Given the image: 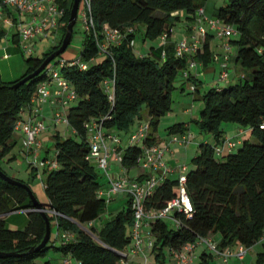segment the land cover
Wrapping results in <instances>:
<instances>
[{
    "label": "trees",
    "instance_id": "trees-1",
    "mask_svg": "<svg viewBox=\"0 0 264 264\" xmlns=\"http://www.w3.org/2000/svg\"><path fill=\"white\" fill-rule=\"evenodd\" d=\"M73 1L62 3L65 14L61 40L41 56L23 52L28 69L20 80L36 71L60 48ZM207 1L89 0L88 13L93 27L91 31L85 29L83 51L78 59L67 60L79 61V64L62 69L63 77L76 93V99L68 104L65 112L74 135L55 136L57 168L44 170L43 184L49 203L42 206L50 220L51 239L44 248L36 250L46 233L45 219L34 208L23 185L0 177V252L15 254L0 258V264H40L37 261L50 251L63 256L62 264L67 259L72 264L129 261L127 251L132 245L133 223L130 198L111 220L99 229L94 227L107 211V199L100 194L102 184L91 156L88 126L97 122L105 131L128 132L136 121H142L146 111L148 138L142 145L127 144L121 157L126 169L140 165L144 147L157 146L156 134L161 119L172 111L178 78L197 82L196 72L190 73L187 79L183 76L189 56L176 55V45L170 40L172 29L182 21L181 14L194 22L198 10ZM214 15L238 33L230 39L236 49L238 81L212 87L201 97L204 107L192 123L200 133L213 135L214 143L201 142L199 153L186 171L185 188L194 206L192 215L176 212L175 218L181 223L179 228H174L168 220L151 224L152 254L158 264L166 263V250L172 256V251L182 252L186 245L200 238L212 240L219 251L235 246L251 249L261 244L255 264H264V0H227ZM140 27L144 28L146 41H155L166 34L167 43L152 47L147 55L137 56L134 41ZM106 28L118 30L123 38L120 43H110L107 53H102L100 46L105 41ZM198 52L194 56L196 62L208 65L212 53L207 39L204 55L198 56ZM60 59L63 58L55 61ZM50 67L16 90L11 86L20 80L6 83L0 76V170L4 173L3 163L7 158V161L12 159L8 156L14 147L12 139L17 121L23 118L22 111L33 104L37 86L47 79ZM105 81L112 83V101L106 93ZM225 123L248 129L250 138L238 143L235 150L218 154L217 147L226 140L222 128ZM169 133L185 135L189 130L179 123ZM37 172L32 167V174ZM178 188V179L165 178L147 196L146 209H163L178 195ZM20 208L27 211V225L24 230H10L4 218ZM54 229L57 233L52 240ZM63 234H70L71 238L67 240ZM215 236L220 237L219 243L212 238ZM209 252L202 256L200 264H209L218 257ZM44 264L53 263L48 260Z\"/></svg>",
    "mask_w": 264,
    "mask_h": 264
},
{
    "label": "built area",
    "instance_id": "built-area-1",
    "mask_svg": "<svg viewBox=\"0 0 264 264\" xmlns=\"http://www.w3.org/2000/svg\"><path fill=\"white\" fill-rule=\"evenodd\" d=\"M64 0H0V23H4L11 28L17 29V37L19 45L26 55H35L34 46L35 43L42 41L44 38H48L55 31L60 28L62 19L65 14V8L62 3ZM82 11L80 17L85 24V29L91 31L93 27V20L88 13L90 6L89 0H82ZM195 28L197 34L192 38H184L178 42L175 46V53L178 57L189 56L188 65L185 71H183L184 78H188L190 73H194L198 69V63L194 59L196 53L200 50L201 38H205L210 32H213L220 40H226L235 38L238 36L236 29L230 25L223 24L217 18L209 17L204 8H201L197 12L195 19ZM129 32H133L130 29ZM123 38V34L118 30L106 28L105 41L101 44L100 49L102 53H107V49L110 43H120ZM162 44L167 43V35L161 36ZM228 44V43H227ZM165 57V53H163ZM61 70L55 66H51L48 70L47 79L42 81L36 89L35 96L32 99V103L37 102L39 106H43L51 97L52 87L57 86V96L61 104L67 105L76 99V93L70 86L69 82L63 77L62 69L66 66H73L79 64V61L68 62L65 59H60ZM85 68L84 65H81ZM231 69L228 64L227 58L221 64V73L219 80L226 82L230 75ZM197 76V74H196ZM105 90L109 96V100L114 99L112 91V83L105 81ZM22 111L21 115L23 114ZM56 122H65L66 115L62 111H58L55 114ZM46 129L45 124L42 121L34 119H20L17 121L16 130L23 134V141L20 150L21 156L25 157L29 164L37 171L49 169L53 170L57 168V163L54 159L42 158L41 150L42 144L39 141V136ZM90 133V148L91 156L93 157L97 167L104 172L109 179V186L106 190H102L100 194L110 201L113 195L119 193H127L131 200V208L133 211V223H132V245L127 251L129 256L144 255L145 251V229H149L152 222L156 220H168L172 223L174 228H179L181 223L175 218V213L179 212L185 216H191L194 212V206L190 196L186 192V171L187 166H182L180 169L182 175L178 178L179 188L178 195L169 201L166 206L157 211H148L145 207V200L148 195L152 194L158 186L159 182L168 178L170 168L163 162V154L165 148L159 146L144 147L142 157L139 159V164L149 171L151 168L159 170L161 172V178L151 176L145 181L132 180L125 176H119L112 178L110 175V158L114 153L107 146V139H111L115 145L121 143V138L117 134L107 133L100 123L93 122L88 126ZM149 136V126L147 123H141L135 132H133L128 140L129 145H142L143 142ZM193 135L187 133L185 135H175L172 137L171 142L166 146L169 148L172 144L189 145L192 141ZM238 142L232 139H226L223 145L217 147L216 152L221 154L225 151H233L236 149ZM150 234V232H148ZM65 239H70V234H63ZM200 245H205L210 251L215 253L218 257L228 260L232 257H237L242 260L248 253V248L244 246H238V249L227 248L224 251H219L217 244L208 238H200L196 243L186 245L182 252L172 251L171 255L175 260V264H191L193 260V253ZM148 249L153 248V242L151 237L148 240ZM65 264H72L70 259L65 261ZM122 264H128L123 261ZM141 264H148L147 257Z\"/></svg>",
    "mask_w": 264,
    "mask_h": 264
},
{
    "label": "crops",
    "instance_id": "crops-1",
    "mask_svg": "<svg viewBox=\"0 0 264 264\" xmlns=\"http://www.w3.org/2000/svg\"><path fill=\"white\" fill-rule=\"evenodd\" d=\"M209 2H210V0H208L204 6L205 12L209 17L216 18L214 13L217 9H216V5L214 3L211 6V8H212L211 13H208ZM181 16H182V21H184L186 23V32L183 33L181 35V37L178 38L176 35H174V28L176 25L174 26V28L172 29V35L170 37V40L174 45H176L178 43V41H180L183 37L192 40V38L197 34V32H196L197 30L195 28V22H190V21L186 20L182 14H181ZM61 27H62V23L60 25V28L57 30V32H59L61 30ZM8 32H9V27L4 23H0V35L7 37ZM55 32L53 33V37H52V40H53L52 45L53 46L57 43V41H58L57 39H59L58 35L57 36L54 35ZM207 36H208V38H207ZM12 38L14 39L13 41L16 43V39H18L17 34L14 33ZM158 39H159V43L157 45L152 44L149 47L148 51H146L145 48H143L142 53L139 56L147 55L151 51L152 47H154V46L157 47V46L162 45L161 37ZM158 39L155 41H152L151 43H155L156 41H158ZM206 39L209 41V46H210V50L212 53L211 61L208 63V65H204L203 61H199L198 69L196 71V73H197V82L196 83L192 80L191 81L184 80L181 77L176 82V84H177L176 85V93L177 94L184 95V94L190 93V94H193L194 96H196V94L201 93L204 85L215 84L213 86V87H215V86L221 85L220 83H222V84L225 83V82H221L219 80V77H220V73H221V64L224 62V60L226 58L228 60L229 67L232 71L228 80H231L234 83H236L238 81L239 69L237 68L236 63H235L236 49L230 44V40L229 39L220 40L219 38H217L215 36V34L213 32H210L208 35L205 36V38H201L200 50L198 52V56L204 55V42L206 41ZM42 41H44V40H42ZM135 44H136V42L134 41V47H135ZM47 51L48 50H46V52ZM6 57H8V56H6ZM6 83H9V82H6ZM57 89H58L57 86L52 87L51 97L48 99V101L43 106H39L37 104V102H34L30 107H26L24 109L23 114H22L23 119H34L37 121H42L46 126V129L44 130V132L39 136V141L42 144V150H41V157L42 158L54 159L55 151H56V147H55V136L56 135H59L63 138H68V135H70L69 130L72 133L71 136L74 135V132L69 128L67 123L64 124L63 122H56L55 121V114L58 111H62L65 113L67 110V106H68V104L64 105V106L61 104L59 97L57 96ZM187 111H189V110H185V114L187 113ZM143 116L144 117H143L142 121L141 122L138 121V123H135L133 125V127H131V129L128 132L107 131V133L117 134L118 136H120V138L122 140L119 145H115L111 139H107V146L114 152L110 158V175L112 178H116L119 176H125L129 179L138 180L140 182L145 181L147 178H149L151 176L161 178V172L159 170H155L153 168H151L149 171H147L141 165H138V166L131 168V169H126L122 166L121 157L123 155V150L126 148L127 140L129 138V136L137 130V128L140 126L141 123H146L149 119L146 111L143 112ZM198 117H199V115H195L193 113L192 117H191V121L174 123L173 118H168V116H165L163 118L166 120L165 125H163L165 127L163 129H160V128H162L161 124L159 126V130L156 134V138H157L156 144H157V146H159L161 148H165V152L163 154L162 159H163V162L171 170L170 173H168V175H167L168 178L178 179L180 177V175H182V171L180 168L182 166H187V167L189 166L191 160L199 153V145H200V143H199V145H197V146L192 145V144L184 146V145H179V144L174 143L169 148L166 149V146L169 144V142H171V138L174 136V135H171L169 133V129L172 126H174L175 124L183 123V124H185L186 127H188L189 133H194V131H193V129H194L193 125L194 124L192 123V121L197 120ZM61 125L67 126L65 128V133H66L65 136H62L61 131H58V128ZM222 128L224 130V136H223L224 139H232L238 143H241L243 140L250 138V131L248 129L239 128L238 126H235L234 124L227 125L226 127L222 126ZM196 130L198 131L197 128H196ZM166 131H168V132H166ZM12 140H13L14 147H13L11 154L8 157L9 158H16V159H17V157L23 158V156H21V154H20L22 141H23V134L20 131L16 130V133H14ZM213 143H211V144H213ZM96 168H97V170L99 169L97 167V165H96ZM101 173H102V170H101ZM102 174H104V172ZM103 177H105V179H107V181H103V183H101L102 184V190H106L109 186V179L105 175H103ZM124 198H127V200L123 204L122 200ZM128 200H129V195L127 193H119V194L112 196L110 201L107 203L112 204L116 208H118V213H119L120 211H122L125 208ZM107 213H108V211L105 212V214H107ZM108 215H109V220H111L115 216V214H112V213H108ZM98 222L99 221H96L94 223V226L97 225L101 228L103 223H98ZM148 232H149V229H145L144 236L147 237L149 240L150 234H148ZM56 233H57V231H56ZM212 238L217 243H219V241H220L219 236H215ZM200 247L202 250L201 252L199 250ZM253 248H255V247H253ZM253 248H251V249H253ZM256 248H259V250L256 252L255 256L248 257L247 262H244V261L248 255V253L245 255V257L242 260L235 258L233 260V262L230 263V261L228 259L227 261L223 260V263H225V264H239V262H244V264H255L257 253L262 250L261 244H258V247H256ZM234 249L237 250L238 246H235ZM148 250L150 251V256L153 255L152 249H148L147 247H145V251H144L145 256L144 255L130 256L128 264H141L144 260V257H147V259H148V256H147ZM209 251L210 250L205 245L198 246L192 255L193 260H192L191 264H195L196 262H197V264H200L202 256L205 254H208V253L210 254ZM219 258L220 257H214V259H219ZM211 262L212 261H210L209 264H211ZM165 264H175L174 258L172 256H170L169 262L165 263Z\"/></svg>",
    "mask_w": 264,
    "mask_h": 264
},
{
    "label": "rangeland",
    "instance_id": "rangeland-1",
    "mask_svg": "<svg viewBox=\"0 0 264 264\" xmlns=\"http://www.w3.org/2000/svg\"><path fill=\"white\" fill-rule=\"evenodd\" d=\"M73 0H69L70 3H72ZM216 5V9H219L220 7L224 6L227 3V0H210L209 2V9H208V13H211V6L212 4ZM82 6H80V10L79 12H81ZM9 27V32L6 36H1L0 35V76L2 78V80H4V82H15L20 80L27 72L28 66L26 64L25 58H27V56L22 52L23 50L21 49L20 45H19V40L18 43H15L12 38V36L15 34H17V29L16 28H11ZM186 32V23L184 21H180L176 24L175 28H174V35H176L178 38L181 37V35L183 33ZM54 35H58L57 39V43L61 40L62 36H63V32L62 30H60L59 32H55ZM52 37L53 34L50 35L48 38H44V41H39L37 43H35L34 46V52L35 55H43V53L46 50H50L52 48ZM55 37V36H54ZM85 39V24L83 23L80 14L78 16V20L77 23L74 27V32H73V37H72V41L68 47V49L65 51V53H63L60 58H63L65 60H76L78 59V57L81 55L82 51H83V41ZM184 39V37L180 40L182 41ZM178 41V42H180ZM135 47H134V51L136 53L137 56L141 55L142 53V49L145 48L146 51H148L149 47L153 44V45H157L159 43V39L158 41H156L155 43H151L152 41H145L144 40V28L140 27L138 32H137V36L135 38ZM56 43V44H57ZM8 56V57H6ZM57 60L53 61L50 66H55L57 69L61 70V64H56ZM181 78V76H180ZM178 78V80L180 79ZM177 80V81H178ZM208 83V82H207ZM234 82L231 80H227L225 83H220L221 85L224 86H228L230 84H233ZM177 85V84H175ZM215 84H207L204 85L202 91L200 94H196V96H194L193 94L187 93L184 95L181 94H177L176 91L173 93V108L172 111L170 113H168V118H173L174 123H178V122H185V121H191V117L192 114L194 113L195 115H199L201 109L204 107L203 101H202V95L207 92L210 88H212ZM185 110H189L187 111V113L185 114ZM164 118V117H163ZM161 119V127L160 129H163L166 123L165 119ZM63 123L65 124V122L63 121ZM136 123H138V121H136ZM231 123H225L223 126L226 127L227 125H230ZM235 125V124H234ZM194 129V133H191L193 135L192 141L190 144L192 145H199V143L201 142H208V143H213L214 142V138L213 135L211 134H204V133H200L199 129L196 127V125H193ZM237 126V125H235ZM67 126L66 125H61L58 128V131H61L62 136H65V128ZM196 128L198 129V131L196 130ZM57 132V131H56ZM69 134L68 137H70L72 135L71 131L69 130ZM168 132V131H166ZM16 133V132H15ZM172 139V138H171ZM253 142H256L254 139H251ZM17 151V150H16ZM8 160V158H7ZM6 163H3L2 167L5 171V173L14 179H17L19 181H23L25 183H27L30 188L32 189L35 197L37 198V200L39 201V203L41 205H46L49 200L48 197L46 195L45 192V188H44V184H43V180H45V173L43 168L40 169V171L37 172V174H32V166L29 164V162L27 161V159L25 157L23 158H12L10 161H7ZM94 164H96L94 162ZM99 176H100V182L103 183V181H107V179H105V177H103V175L101 173V170L98 169L97 170ZM106 176V175H105ZM107 177V176H106ZM104 178V179H103ZM108 178V177H107ZM114 196V195H113ZM127 198H124L122 200L123 204L126 202ZM107 211L108 213H112V214H117L118 213V208H116L114 205L107 203ZM104 214V216H102L100 218V220H98V223H105L106 221L109 220V215ZM5 223H6V227L9 228L10 230H24L26 225H27V221H28V217H27V211L23 210V208L18 209L17 211L11 212L10 214L5 216ZM96 228H100L99 226H94ZM89 231V230H88ZM56 236V232L55 229L52 233V240L55 238ZM216 239V238H215ZM148 243V238L145 237V247L147 246ZM255 248L248 250V255L245 259L244 262L248 261V257H252L255 256L256 252L259 250L258 244L256 246H254ZM200 252L201 247H200ZM147 256H148V264H158L157 261L154 259L155 256L154 254L150 256V251H147ZM238 259L237 257H232L229 259L230 263L233 262L234 259ZM48 260H52L53 264H62L63 261V256L60 253L54 252V251H50V253L45 257V258H41L39 259L37 262L40 264H44L46 261ZM170 260V256L169 253L166 250V263H168ZM224 258H219V259H214L211 264H225L223 263ZM244 262H239V264H244ZM197 264V262L195 263Z\"/></svg>",
    "mask_w": 264,
    "mask_h": 264
},
{
    "label": "water",
    "instance_id": "water-1",
    "mask_svg": "<svg viewBox=\"0 0 264 264\" xmlns=\"http://www.w3.org/2000/svg\"><path fill=\"white\" fill-rule=\"evenodd\" d=\"M81 1L82 0H74L73 1L72 7L70 10V19H69V22L67 24L66 33H65V36H64V39L62 41V45L60 46V48L57 51L50 54L43 61L41 66L36 71L27 75L22 80L16 82L14 85H12L11 86L12 89L16 90V89L20 88L21 86H23L24 84H26L27 82H29L30 80H32L35 77H37L38 75H40L55 59H57L63 53H65V51L68 49V47L72 41L74 27H75L77 20H78L79 8H80ZM0 177L3 178L5 181H8V182H11L14 184L23 185L28 190L29 196H30V199L32 201L34 208L42 213V215L45 219V222H46L45 236H44L41 244L38 246V248L36 250H40V249L44 248L49 243V241L51 239V225H50V220L47 216L46 210L43 209V206L39 203V201L35 197L32 189L29 186L22 184L21 182L15 180L14 178L9 177L7 174L2 172L1 170H0ZM10 256H15V254L14 253H2V252H0V258H6V257H10Z\"/></svg>",
    "mask_w": 264,
    "mask_h": 264
}]
</instances>
